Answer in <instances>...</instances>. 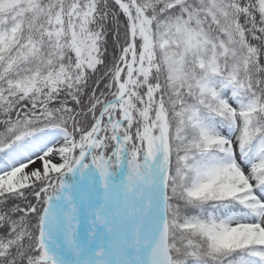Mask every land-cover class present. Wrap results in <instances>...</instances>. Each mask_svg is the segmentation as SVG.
<instances>
[{
    "label": "snow or ice",
    "instance_id": "1",
    "mask_svg": "<svg viewBox=\"0 0 264 264\" xmlns=\"http://www.w3.org/2000/svg\"><path fill=\"white\" fill-rule=\"evenodd\" d=\"M0 264H264V0H0Z\"/></svg>",
    "mask_w": 264,
    "mask_h": 264
}]
</instances>
